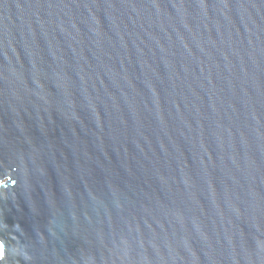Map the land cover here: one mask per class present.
I'll return each instance as SVG.
<instances>
[{
	"label": "water",
	"instance_id": "water-1",
	"mask_svg": "<svg viewBox=\"0 0 264 264\" xmlns=\"http://www.w3.org/2000/svg\"><path fill=\"white\" fill-rule=\"evenodd\" d=\"M0 264H264V0H0Z\"/></svg>",
	"mask_w": 264,
	"mask_h": 264
}]
</instances>
